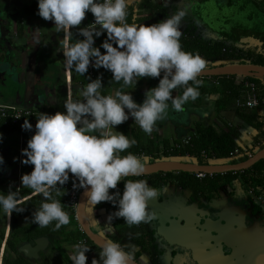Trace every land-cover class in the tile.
<instances>
[{
  "label": "clouds",
  "instance_id": "1",
  "mask_svg": "<svg viewBox=\"0 0 264 264\" xmlns=\"http://www.w3.org/2000/svg\"><path fill=\"white\" fill-rule=\"evenodd\" d=\"M37 3V14L53 21L56 33H63L59 46L69 70L84 75L89 66L103 67L112 73V81L123 82L125 87L135 86L142 77H159V82L147 89L143 101L137 103L129 91L122 89L103 94L102 78L89 77L77 98L67 96L63 111L40 112L35 131L27 147L21 150L22 157H26L21 163L34 166L30 173L21 176V185L31 189V196H21L19 190L11 187L7 193L0 191V210L11 217L13 212H23L32 196H42L31 221L41 227L54 222L53 230L58 231L70 223V216L53 193L61 195L72 174L73 188L86 189L90 204L110 202L115 206L116 210L107 218L109 221L122 218L129 226L153 222L156 214L148 208V201L158 197L161 190L144 179H125L142 176L146 165L141 156L127 152L137 143L136 139L117 131L116 126L131 117L145 134L151 135L157 122L168 115L170 106L183 112L185 104L199 98L203 81L198 76L206 62L198 53L182 48L185 3L165 19L147 25L136 23L139 13L136 5L140 0H37ZM163 3L166 5L168 0ZM130 7L132 22H128ZM86 12L92 13L94 21L78 28L83 38L74 39L71 29L81 25ZM104 33L106 39L99 47L95 46V38ZM101 48L105 51L101 52ZM181 88L182 94H173ZM21 127L33 129L27 119ZM3 164L4 157L0 155V165ZM121 181L122 192L117 187ZM88 251L89 246L79 242L73 246L69 259L72 264H86ZM98 255L99 259L93 258L91 264L134 261L133 252L112 239L103 242Z\"/></svg>",
  "mask_w": 264,
  "mask_h": 264
},
{
  "label": "crops",
  "instance_id": "2",
  "mask_svg": "<svg viewBox=\"0 0 264 264\" xmlns=\"http://www.w3.org/2000/svg\"><path fill=\"white\" fill-rule=\"evenodd\" d=\"M213 2V5L217 6L218 0H168V3L165 5L163 3V0H140V3L136 5V7L139 8L138 18L136 20V23H143L145 25L147 24H154L157 23L163 19H165L167 16L171 15L174 11H176L177 8L183 6V3H185V7L187 8V15L184 18V21L181 25V30L183 32V35L185 39L187 40L188 36H190V39L194 36H198L200 39L208 40V41H218V40H225V38H222L221 36L226 37L227 39L236 38V35L234 37H228L222 33H217L211 35V33L205 31L204 29L200 30V28H197V25L194 28L192 27V22L197 16H194L193 6L194 3H208L209 5H212L211 2ZM245 1V0H244ZM249 2V1H248ZM130 10L132 11V8L130 7ZM215 14V12H213ZM133 15V11H132ZM212 15V14H211ZM198 18V17H197ZM34 23H32V26H29L28 29L25 28L23 32V36H26V41L28 45V50L24 51H15L13 53L12 59H2L1 67L5 70V68H8L6 74L3 75V79L1 78L0 81V104H16L20 107L32 109L36 112H44L46 110H50V112L55 113L56 111H63L64 108H59L60 105H64L65 100L67 99L68 93L73 95V98H77L79 96V87H83L80 84H74L73 83V75L72 71L66 68L64 64V57L63 53L60 50L59 41L63 38V33H56L54 31V22L50 20H44L39 15L36 16V18H32ZM206 23L209 22L207 19H203ZM132 21V16L130 18V22ZM92 21L89 20L88 15L86 13L85 19L82 21L81 25L73 27L71 30L73 32L78 33V28L80 27H86L89 24H91ZM210 23V22H209ZM186 30L190 33L186 32ZM238 36L245 35L244 37H252L253 32L252 31H245L244 33H238ZM238 38V39H239ZM29 39V40H27ZM29 42V43H28ZM38 43L40 44L38 48ZM230 43V42H227ZM248 46L250 45V41L246 43ZM44 47V48H42ZM238 48V47H237ZM8 49V48H7ZM43 49L48 55L44 57L46 60L44 69H47V67H50L49 71H46V76L42 84H37L38 82L35 81V76L33 77V72L37 70L35 68L36 61L38 59H35L36 52ZM9 51V49H8ZM19 58V64L18 62L15 63L14 60ZM5 60V61H4ZM47 64V65H46ZM222 65V64H221ZM220 66L218 62H214V66ZM37 67V66H36ZM94 70L93 67H91ZM207 69V68H204ZM11 74L18 76V82L21 86H26L27 88V104L23 101L19 103V99L13 97L14 92L11 91L7 94L2 92L4 89H8L9 86L7 83H5V78L10 79ZM163 75V73L161 74ZM224 76V75H221ZM225 76H234L231 80L233 81V85L235 90L233 91L235 94L234 98L227 97L229 93L228 90L221 91L225 92L226 96L220 95L218 92L215 91V88L219 87V77L215 79H211L210 77H217V76H198V78H201L200 80L203 81V84L200 88L205 87L206 89H209L208 91L200 94L199 98L195 101H189L191 104L190 108V117L187 124H181L180 126L173 125V123L165 119L164 121H158L157 126L154 129L153 133L151 135L145 134L138 124L130 117L128 121L124 122L121 125L116 126L117 131H121L124 134L128 135L130 138H135L137 143L136 146H145L150 150H154L155 147L158 148L159 151L162 150L164 146H170L172 143H174L176 140L180 141L183 138H190V135L194 133V131L199 127H211L216 132H229L231 141L233 144V148H237L239 151L242 152H257L260 149L259 148V132L255 128V122H259L264 124V104H261L257 106L256 108H244V107H237L235 105V101L237 99H242L243 93L245 94L244 88L242 86V82L245 80H248L250 82L254 81L249 80V77L256 78L261 86V90L256 85L257 92L264 95V93H261L264 89V77H257V76H244V75H225ZM210 78V79H209ZM159 77L152 78L148 77V80L142 81L139 79L135 86L128 85L127 87L122 88L124 91H129L131 95L133 96L134 100L137 103H141L144 99V93L147 89L153 88L158 85ZM217 82V83H216ZM5 83V84H2ZM71 84L74 86H78V89H74L73 93L70 91ZM213 84V85H211ZM5 85V86H3ZM7 85V86H6ZM224 85V84H223ZM86 84L84 85V87ZM214 86V87H211ZM134 87V88H132ZM66 89V91H65ZM204 89V88H202ZM204 89V90H206ZM221 90L225 89V86L220 88ZM260 90V91H259ZM30 91L32 92V95L30 94ZM115 89L114 88H105L103 90V94H114ZM16 94H20V92L16 91ZM37 94L36 96H34ZM174 95H179L177 91L173 92ZM33 99L35 103H31L30 99ZM170 103V102H169ZM172 110V112H171ZM184 110H186V107H184ZM180 112L174 111L171 106L169 107L168 114L171 116H176ZM254 121V122H253ZM254 124V125H253ZM264 126V125H262ZM262 129V128H261ZM35 131V127L32 130H25L23 128L18 127H7L0 130V134H2V139L4 144L10 145V143L14 142L21 146V150L27 147V141L31 138ZM264 136V135H263ZM21 139V140H20ZM177 142V141H176ZM264 143V141H260ZM22 154V152H21ZM244 153L239 155L237 158V161L242 162L246 159L244 158ZM148 156H143V159ZM187 159H183L185 162L190 163H196V161L191 160L192 157L186 156ZM26 158V157H22ZM21 158V159H22ZM242 160V161H241ZM237 162V163H239ZM209 165H217L218 169H221L222 166L228 165V164H235L229 162V159L227 158H219L215 160H211ZM22 165V172L21 175L16 173L14 174L13 185L12 190H29V193L25 196H31V189L24 188L21 185V176L26 173H30L33 169V165H26L21 163ZM199 165V164H198ZM7 176V175H6ZM3 177H0V190H8V186H6V182L2 179ZM2 182V183H1ZM239 190L240 183L235 182L233 185V189ZM239 188V189H238ZM54 194V193H53ZM33 197V196H32ZM156 198H151L148 201V208L151 206H155ZM77 207V206H76ZM116 210L115 206H113L109 202H100L97 205H92L89 202L86 204L85 208V217L86 221L88 223V226L90 229L96 233L100 234L106 239H112L116 236V233L118 230H122V233H118V239L117 242L120 243V236L123 238L125 231L127 230H133V232H140V230L143 227V224L139 225H132L129 226L122 218H114L111 221H109L107 218L110 213L114 212ZM2 212V210H1ZM2 219H3V213ZM76 215V209L73 211V215ZM6 219V225H5V231H4V239L1 243V252H0V264H72V261L69 259V256L71 254V250L73 246L79 241H65L60 236H54V235H45L43 237L47 238L46 244L40 249L36 250L34 254L31 257L26 256L22 252L18 251V247L21 245H25L28 243V241H18L19 238L16 236H13L11 239H9V223L8 219L9 217L5 216ZM77 221V219H76ZM98 221V222H97ZM77 226L78 221H77ZM133 228V229H128ZM66 230L74 229L73 226H68L65 228ZM135 236V234H133ZM7 240L10 241L11 245L5 250L3 253V248H5V244ZM89 251L86 252L87 256V262L86 264H91V261L93 258L99 259V251L96 246L89 245ZM136 250V248H134ZM4 254V262L3 255ZM146 259L145 256L142 254L140 255L138 261L144 262ZM184 259V260H183ZM165 264H186L187 259L186 256L180 258V256H174V257H164Z\"/></svg>",
  "mask_w": 264,
  "mask_h": 264
},
{
  "label": "flooded vegetation",
  "instance_id": "3",
  "mask_svg": "<svg viewBox=\"0 0 264 264\" xmlns=\"http://www.w3.org/2000/svg\"><path fill=\"white\" fill-rule=\"evenodd\" d=\"M200 1L202 2L205 0ZM217 6L218 7L214 6L212 8L215 9V14L217 15V20H215L216 25H230L235 22L234 20H236L239 24L240 22L249 24L253 28V30H251L253 32V36L249 46L246 43L239 42L240 35H236V38L234 39L231 38L230 40H225L241 50H252L253 53H259L264 57V0H218ZM37 12V0H0V64H2L1 62L3 58L12 59L15 51H24L25 49L28 50L26 36H23V32L25 28L28 29V27L32 26L31 24L35 22L32 18H36V16H38ZM194 16H197L196 13H194ZM196 25L197 28H200L199 31L201 29H205L206 27V25L198 19L192 22L194 30ZM244 36L245 35L241 36V38H244ZM39 46L40 44L38 43V48ZM36 53L35 59L38 60L36 61L35 68H37V70L33 72V77L35 76L34 79L38 82L37 84H42L45 77H47L45 74L46 71H49L50 69V67L44 69V60H46L44 57L48 54L43 49L37 51ZM14 61L19 64V58ZM2 70L4 72L0 73V80L3 75L6 74L5 70ZM4 79H6L5 83L8 84L9 88L5 90L3 89L2 92L8 94L11 89H13V97L18 98L19 103L27 98V88L26 86H21L19 84L18 76L11 74L10 79L5 78V76ZM16 91L20 92V94H16ZM32 92L33 91H30L31 95ZM262 128H264V126ZM20 147L21 146H19L17 142H12L10 145L6 146L3 140H0V155H2L8 163L4 166V169L6 170L4 171V175H2L3 170L2 172L0 170V177H3L2 179L6 182L8 190L9 187L13 185V180H15L14 174L16 173V167H19L20 175L22 172V154L20 157V165L18 163V150ZM234 150H236V153L233 156L226 157L227 159H235L242 153H244V158L241 159H248L255 154V152L251 151H247L245 154V151H239L237 148H232L229 152ZM242 171L243 170L227 171L222 173H205L204 177L197 178L198 180H201L206 177L211 178L216 174L220 176V186L215 191L210 193H195L190 187L178 184L172 177L167 178L164 183L156 179H144L151 187L161 190V194L156 197L157 201L155 202V206L149 207L151 211L155 212L156 219L147 224L141 223L143 224V227L140 232H133V230L127 232L126 230L125 233L127 234L124 235L123 238H121L122 234L119 237L120 243L125 246L126 250H131L133 252L134 260L139 264H165V256L174 257L177 255L180 256L181 259L185 255L187 259L186 264H198L194 261L192 252L183 243H179L176 240L172 241V237L169 236V233L165 230L168 225L167 220L170 219V215H178L179 210V216L174 217L173 220L177 221V224L182 223V208H189L194 211L202 209L210 215H216L217 213L227 215L230 211H234L240 222V226L237 228V233L239 234H242L245 230L250 228H264V185L261 184L258 187H254L249 186L247 183H243L241 177L239 176ZM230 172L233 174V178L231 181H228L227 177L229 176L227 174ZM191 174L195 175V173ZM258 177L260 178L261 175L259 174ZM235 182L240 183L241 188H238L239 190H235V188L233 189ZM203 188L202 190H206ZM8 190L0 191L7 193ZM111 190L113 189H110V191ZM19 191L22 192L24 190ZM1 213L3 212L0 210V252L6 225L5 215L3 214L2 219ZM212 219L215 218L212 217ZM8 223L10 227L8 236L9 239H11L14 226L17 223V218L12 214L8 219ZM118 233H122V230L120 229L117 231L116 236L113 237L114 241L118 239ZM133 234H135V236H133ZM8 242L9 240H7L5 248H3V253L9 247ZM134 248H136V250H134ZM223 251L225 254L229 252V250L224 247ZM141 254L146 257L144 262L138 261ZM2 255L4 258V254Z\"/></svg>",
  "mask_w": 264,
  "mask_h": 264
},
{
  "label": "trees",
  "instance_id": "4",
  "mask_svg": "<svg viewBox=\"0 0 264 264\" xmlns=\"http://www.w3.org/2000/svg\"><path fill=\"white\" fill-rule=\"evenodd\" d=\"M88 15V18L90 21L94 20V16L91 12H86ZM132 16V11L129 8V16H128V22H130V18ZM132 22V21H131ZM188 35L190 33L186 30ZM74 39H82L81 36L76 32H73ZM186 40L184 36L181 37V45L182 48L185 51L191 52V53H198L204 60H205V68H212L214 66V62H219L221 65L222 61H228L232 62L234 60H241V61H249L252 64L261 65L264 66V57L261 54L253 53L252 50H241L237 47H235L232 43H227L226 40H216V41H206L200 39L198 36H193L190 39V36L187 37ZM106 39V33L102 34L100 37L95 38V46L99 47L102 43V41ZM114 46H116L114 44ZM105 50L101 48V52H104ZM92 68H88V71ZM93 77H90L91 79H95L97 76H100L102 78V84L104 85L102 92L105 88H114L116 89H122L125 86L123 85V82L117 83L115 81H112V73L109 70L104 69L103 67L99 69L94 68ZM72 71L73 75V83L74 84H80L84 87L86 83H88V71L84 75H80L79 73ZM219 77V87L215 88V91L218 92L222 96H226L225 91L228 90L230 94H228L227 97L234 98L233 94L235 88L233 85V81L231 80L234 76H217V77H210L211 79H215ZM209 78V79H210ZM142 81L148 80V77H142L140 78ZM201 79V78H198ZM249 80H252L255 82V84L259 87L261 90V86L256 78L249 77ZM191 83V82H190ZM224 84V85H223ZM213 85V84H211ZM225 86L224 90H221L220 88ZM214 87V86H211ZM206 89L205 87H202ZM200 88V94L208 91L209 89H202ZM259 90V91H260ZM177 93L180 95L183 92V89H177ZM261 93H264V89L260 91ZM43 113H49L52 114L53 112H50V110H46ZM40 112H37L35 115V120H37V117L39 116ZM254 122V121H253ZM255 124V125H254ZM253 125L259 132L258 140H259V148L261 149L264 146V143L260 142L263 141V133L264 128H262L264 124L255 122ZM262 128V130H261ZM128 136V135H127ZM177 141V142H176ZM176 143H179L180 141L176 140ZM174 142V143H175ZM233 144L231 141L230 133L229 132H216L213 128L209 127H202L199 126L194 133L190 135V141L186 145H180V147L173 148L171 151L169 150V146H164L161 151L158 150L157 147L154 148V150H150L145 146H132L130 149L127 150V152H132L138 156H148L149 162H153L156 158H159L161 156H189L194 157L195 161L199 165H207L211 160L219 159V158H226L228 157V152L233 148ZM127 154L122 153L121 155ZM242 161V160H241ZM231 163H237L239 161L235 159L229 160ZM259 174L261 177L259 178ZM229 177L228 181H231L232 173L227 174ZM239 176L241 177L243 183H247L249 186L258 187L261 184L264 185V159L258 161L256 164H254L251 168L243 170ZM172 177L177 181L178 184H181L182 186H188L195 193H203L207 192L210 193L212 191H215L220 186V176L214 175L211 178H204L201 180H198L193 174L188 172H157L152 173L150 175H144L140 177H126L125 179H156L164 181ZM123 184L124 182L121 181L118 183V189L122 192L123 191ZM205 187V188H203ZM206 189V190H202ZM115 191V190H111ZM68 186L65 184L63 185V188L61 189V195L56 196L54 193L53 195L55 198L61 200L62 206L64 210L69 214L70 216V223L68 225L62 226L58 231H54V222L53 224H50L47 227H41L38 224H35L31 221L32 213L39 208L41 202H42V196H33L30 200H28L25 204V210L21 213L13 212L12 214L17 218V223L14 226V231L12 234L13 236H16L19 238L18 241H29L31 239L45 236V235H54V236H60L65 241H80L82 239L87 242L89 245H93V243L87 239L85 234L78 228L77 221L73 216V211L70 208L68 204ZM21 193V196H25L29 193V190H24ZM110 203V202H109ZM68 226H73L74 229L66 230ZM10 241L8 242V246H10ZM94 246V245H93ZM99 249V248H98ZM4 262V258H3Z\"/></svg>",
  "mask_w": 264,
  "mask_h": 264
},
{
  "label": "water",
  "instance_id": "5",
  "mask_svg": "<svg viewBox=\"0 0 264 264\" xmlns=\"http://www.w3.org/2000/svg\"><path fill=\"white\" fill-rule=\"evenodd\" d=\"M211 4L212 5L196 2L194 3L196 9L193 8V10L194 13L200 16L202 13L203 19H207L210 23H215L217 15L213 14V12L216 11L212 9L214 7L213 2H211ZM197 17L195 19H198ZM202 22L205 23L204 20H202ZM204 30L207 31L206 29ZM251 39L252 37H244L240 38L239 42L248 43ZM220 63H222L220 66L203 69L199 76L244 75L264 77V66L252 64L249 61L234 60L228 62L224 60ZM7 70L8 68H5V72H7ZM1 72H4L2 68H0V73ZM77 87L78 86L71 84L69 87L71 93H73L74 89H78ZM82 88L83 87H79V89ZM36 95L37 94L34 96ZM23 102L27 104L28 99L25 98ZM30 102L35 103L32 98ZM263 158L264 147L242 162L228 164L218 169L217 165H198L185 162L183 159L186 160V156H161L156 158L153 162H149V157H145L144 162L146 167L142 176L157 172L181 171L188 173H222L227 171H238L251 167ZM191 160L195 161V158L192 157ZM7 164L4 158V164L0 165L1 172L3 170L2 175H4V171H6L4 166ZM16 171L17 174L20 175L19 167H16ZM85 191L86 189L81 192L78 197L76 219L81 231L85 234L87 239L100 249V246L107 239L100 234L94 233L88 226L85 217V208L88 199L85 195ZM182 210V223L177 224V221L173 220L174 217L179 216V210L178 215H170L165 230L169 233L168 235L172 237V241L176 240L179 243H183L192 252L193 259L198 264H264V228H250L245 230L242 234H239L237 233V228L240 226V222L234 211H230L227 215H222V213L210 215L202 209L194 211L189 208H182L181 211ZM212 217L215 219H212ZM46 242L47 238L40 236L29 240L25 245L19 246L18 251L32 258L34 252L40 250ZM184 245L182 246L185 247ZM223 247L229 250L227 254L224 253ZM133 264L139 263L134 260Z\"/></svg>",
  "mask_w": 264,
  "mask_h": 264
},
{
  "label": "built area",
  "instance_id": "6",
  "mask_svg": "<svg viewBox=\"0 0 264 264\" xmlns=\"http://www.w3.org/2000/svg\"><path fill=\"white\" fill-rule=\"evenodd\" d=\"M81 38H83V37L81 36ZM89 68H91V66H89ZM93 72H94L93 69H90L88 71L89 77H93ZM242 86L244 88L243 92H245V94L243 93L242 99H237L235 101V105L237 107H244V108L252 109V108H256L257 106H259L261 104H264V95L257 92L256 85L253 82L245 80L242 82ZM68 95H69V93H68ZM36 114H37L36 111H33L32 109H29L26 107H20L16 104H0V130L3 128L11 127V126L22 128L21 125L23 124L25 119H27L33 125V128H34L35 123H36V120L34 117ZM17 116H19V117L17 118ZM189 141H190L189 137L183 138L182 140H180L179 143H176V142L172 143L169 146V150L171 151L173 148L180 147V145H186L189 143ZM235 153H236V150L231 151L228 153V156H233ZM245 154H246V152H245ZM140 156L143 158L142 155H140ZM20 157H21V147L18 150V163H19V165H20ZM209 175H211V174H209ZM194 176L196 178H202L205 176V173L198 172V173H195ZM72 179H73L72 174H70V179L66 183V185L68 186L67 196H68V204H69L70 208L72 209V211H75L76 206H77V202H78V197H79L80 193L83 192L85 189L73 188ZM77 183H78V181H77ZM73 216L76 219V215L74 214ZM78 228L80 229V227H78ZM79 242L85 243V240L82 239Z\"/></svg>",
  "mask_w": 264,
  "mask_h": 264
},
{
  "label": "rangeland",
  "instance_id": "7",
  "mask_svg": "<svg viewBox=\"0 0 264 264\" xmlns=\"http://www.w3.org/2000/svg\"><path fill=\"white\" fill-rule=\"evenodd\" d=\"M193 8L196 9L195 6H193ZM196 15L198 16V20H200V21L203 20L202 13H201V16L198 14H196ZM234 21L235 22L231 23L230 25H228V24L216 25L213 22H211V23L207 22L205 29L207 30V32L211 33V35H213L214 33L215 34L222 33L228 37H234L238 33H244L245 31L253 30V28L249 24H245V23H241V22L239 24L238 21H236V20H234ZM246 23H248V22H246ZM221 37L227 39L224 36H221ZM183 107H186V110H184L183 112H180L176 116H171L168 114L165 119L170 120L173 123V125H177V126H180L181 124H187L189 121V117H190V108H191L190 102L185 104ZM59 108H63V105H60ZM164 120H162V121H164ZM7 154L9 155L8 152H7Z\"/></svg>",
  "mask_w": 264,
  "mask_h": 264
}]
</instances>
